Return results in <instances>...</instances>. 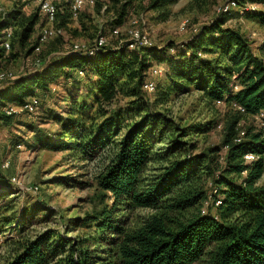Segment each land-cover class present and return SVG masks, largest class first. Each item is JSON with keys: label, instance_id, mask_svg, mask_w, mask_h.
<instances>
[{"label": "trees", "instance_id": "16d2710c", "mask_svg": "<svg viewBox=\"0 0 264 264\" xmlns=\"http://www.w3.org/2000/svg\"><path fill=\"white\" fill-rule=\"evenodd\" d=\"M207 1L194 0L191 6L202 2L206 5ZM111 2L116 8V17L109 27L113 33L138 9L155 13L158 21H167L170 8L178 0ZM232 3L236 7L231 8ZM228 5L231 9L224 12ZM256 5H264V0H230L217 9L215 17L187 44L190 57H168L151 43L131 48L126 38L116 49L109 48L108 43L97 46L99 37L106 38L104 29L92 40L91 47L40 59L36 71L17 77L7 91L0 92V110L9 104L22 107L36 90L47 89L58 80L71 82L74 75L70 72L86 69L87 75L96 79L94 96L101 122L86 119L78 108L70 112L58 138L63 145L61 150H75L88 161L97 159L118 136L122 114L135 112L141 117L139 123L126 127L116 142L117 151L97 177L98 188L112 196L111 207L98 217L87 216L74 222L94 227L96 238L74 241L46 232L33 242L19 245L17 254L7 264H264V186L257 185L264 176V130L249 129L241 136L239 127L244 119L264 114V42L256 45L240 27L227 25L241 16L264 28V11L254 8ZM37 24V15L26 17L22 6L2 18L0 62H9L14 56L5 52L4 32L18 27L20 43L25 44ZM162 54L168 64L166 79L173 82L169 92L194 86L207 104L217 107L223 103L233 113L223 131V156L220 146L190 153L191 144L184 141L194 134L208 133L216 124L220 126L215 120L183 127L170 115L155 111L154 106L165 103L169 95L167 89L158 91L160 85L155 90L154 103L146 99L143 86L148 83L151 61ZM121 80L125 82L120 83ZM122 93L132 100L127 103L129 107L112 111L111 106ZM233 104L244 112L233 108ZM104 105L108 109H103ZM13 118L0 111L1 122L10 123ZM165 134L171 135L167 153L175 159L149 179L145 173L153 148ZM247 155L256 159L247 161ZM203 174L213 178L210 195L197 186ZM6 189L0 191V198L10 195ZM208 198L215 204L220 202L216 207L219 215H211L210 207L204 210ZM134 208L156 213L141 226L129 228L123 217L115 215ZM44 212L53 214L47 209L24 212L21 229L34 224ZM236 215L239 219L232 221ZM95 242L101 247L99 250L91 248ZM100 253L111 255L103 257Z\"/></svg>", "mask_w": 264, "mask_h": 264}, {"label": "rangeland", "instance_id": "374dc122", "mask_svg": "<svg viewBox=\"0 0 264 264\" xmlns=\"http://www.w3.org/2000/svg\"><path fill=\"white\" fill-rule=\"evenodd\" d=\"M31 1L35 2V0H30V3H25L23 0H0V21L16 6H22L26 17L32 15L38 17V24L25 44L20 43L21 29L18 27L4 32L3 44L7 34L11 33V46L7 50L4 48L5 52L14 56H11L9 62H0V73L11 75V78L0 81V92L7 91L17 77L36 71L41 65V62L38 63L40 59L59 57L62 53L73 49L75 45H79L80 49L91 47L92 40L104 29L107 32L108 47L111 49L121 47V41L129 38L128 31L132 28L141 31L140 33L151 45L166 52L168 57L177 59V55L181 54L190 57L187 44L193 41L198 30L215 17L217 9L230 0H208L206 5L202 2L200 6L198 3L191 6L194 0H178V3L170 8V17L165 22L158 21L153 12L138 9L139 11L132 14L119 27V36H114L112 31H109L110 23L116 17V8L111 0H94V5L87 2L77 15L71 13L72 0H54L59 9L58 17L55 23L50 25L39 7ZM234 7L236 6H231ZM254 8L264 11V5H256ZM227 25L240 27L257 43L256 45L261 46L264 42V28L256 22L236 16ZM44 30L52 31V37L43 39ZM167 66L165 55L162 54L151 61L147 73V82H154L156 88L160 85L158 91L167 89L169 94L168 100L155 105L154 110L170 115L183 127L197 121L215 120L220 126L217 127L216 124L208 133L194 134L184 141L191 144L190 153L199 154L208 148L220 146L223 156L226 153L222 146L223 131L227 119L233 113L229 112L230 109L223 103L217 107L207 104L202 93L194 86L169 92L173 82L166 79ZM80 70L70 72L72 76L74 75L71 82L58 80L50 84L47 89L36 90L34 96L26 99L25 105L32 100H37V105L30 104V108H26L25 105L18 107L9 104L0 110L6 115L11 112L10 115L14 117L10 123L1 122L0 119V191L6 187L10 193L0 198V264H7L17 254L19 245L27 241L33 242L46 232L74 241L95 239L94 227L88 228V225L74 222L83 220L87 216L98 217L112 205L111 194L98 188L97 177L108 165L109 158L117 151L116 142L125 133L126 127L136 125L141 121V117H137L135 112L122 114L118 136L112 138L108 147L95 160H84L75 150H61L63 145L58 134L62 124L71 117V111L75 112L80 108L86 119L96 120L97 124L101 122L97 115V111L100 110L94 96L97 94L96 79L90 78L86 69H82V72ZM124 82L125 80L120 81V83ZM143 90L148 94L146 99L149 103H154L156 91L148 92L145 85ZM235 90L238 88L236 87ZM130 101L132 100L123 93L119 94L111 106L112 111L126 109ZM104 107L105 105L103 109H108V105ZM232 107L237 108L234 104ZM28 109L29 112L21 111ZM239 127L241 136H244L245 131L249 129L264 130V118L248 117ZM170 139L171 135L165 134L157 141L145 177L151 179L157 176L175 159V156L171 157L167 153ZM65 141L67 143L68 140ZM220 166L223 167L221 164ZM211 182H213L212 176L203 174L197 186L202 187L207 195H210ZM257 185L264 186V176ZM213 203V199L208 198L204 210L210 207V214L217 216L216 207L220 202L211 206ZM34 209H47L53 214L44 212L34 224L21 229L20 222L24 218V212H31ZM48 213L50 215L47 216ZM155 213L156 211L152 209L134 208L132 211L123 209L115 216L123 217L128 222L129 228H135L141 226ZM235 219L239 217L234 216L232 221ZM91 248L99 250L101 247L95 242ZM100 254L103 257L109 255V258L111 255V253Z\"/></svg>", "mask_w": 264, "mask_h": 264}, {"label": "bare ground", "instance_id": "6f19581e", "mask_svg": "<svg viewBox=\"0 0 264 264\" xmlns=\"http://www.w3.org/2000/svg\"><path fill=\"white\" fill-rule=\"evenodd\" d=\"M23 1L26 3V2H29L30 0H23ZM87 2L88 3H91L92 5H94V0H72L70 10L73 13V15H77L81 10H83V7L86 5ZM230 6H235V4L232 3ZM230 6L229 5L228 6H225L224 7V12H227L229 10ZM38 7H39L41 13H43V15L46 17V19H47L46 21H48L49 23H54L55 22L56 17H57V13H58V8H57V4H55L53 2V0H42V2H40V5ZM128 32H129V35H128L129 38H126V40L128 41L129 46L131 48L136 47V44H140V45H149L150 44V42L147 39H145L143 37V35L140 33L141 31L139 32L138 30H135V29H132L131 28V30L128 31ZM112 34L114 36H119L120 35V29H116L115 31H113ZM52 35H53V32L52 31H50V30H44L42 36H43V39H47V38L52 37ZM6 38L7 39L5 40L3 46H4V48L6 46L5 49L7 50V49H10V46H11L10 45L11 44L10 43L11 42L10 41L11 33H8ZM106 44H107V39L104 38V37L99 38L97 40V43H96V45L97 46H100V47H102V46H104ZM73 49L74 50H82V49H80V46L79 45H75L73 47ZM84 49H85V47H84ZM9 78H11V75H9V73L8 74L5 73V72L0 73V81L7 80ZM155 88H156L155 87V83L152 82V81L148 82L145 85V89L148 92H150V93L154 92L155 91ZM35 101H37V100H32V102L27 103L25 105V107L26 108H30V104L37 105L38 102L35 103ZM237 109L239 111L244 112V110L242 108H240V107H237ZM8 114L10 115L12 113L11 112H8ZM259 117L264 118V114H261ZM255 159H256V157L254 155H247L246 156V160L247 161H253Z\"/></svg>", "mask_w": 264, "mask_h": 264}, {"label": "built area", "instance_id": "2783aa9c", "mask_svg": "<svg viewBox=\"0 0 264 264\" xmlns=\"http://www.w3.org/2000/svg\"><path fill=\"white\" fill-rule=\"evenodd\" d=\"M40 2H42V0H35V5L36 6H39L40 5ZM57 17H58V13H57ZM57 17H56V20H57ZM51 23H48V25H50ZM7 39V38H6ZM139 46H141L140 44H136V47H139ZM5 48H6V46H5ZM90 50H84V52H89ZM37 101H35V103H36ZM21 111H28L29 112V109L28 110H21ZM16 112V111H15Z\"/></svg>", "mask_w": 264, "mask_h": 264}, {"label": "crops", "instance_id": "0c3cea01", "mask_svg": "<svg viewBox=\"0 0 264 264\" xmlns=\"http://www.w3.org/2000/svg\"><path fill=\"white\" fill-rule=\"evenodd\" d=\"M31 2H34V1H31ZM53 2H54V0H53ZM30 3V2H29Z\"/></svg>", "mask_w": 264, "mask_h": 264}]
</instances>
